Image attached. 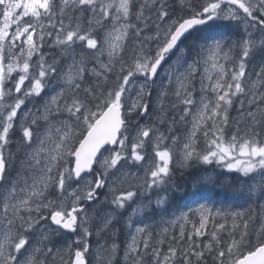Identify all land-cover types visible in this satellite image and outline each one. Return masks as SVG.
Wrapping results in <instances>:
<instances>
[{
	"label": "snow or ice",
	"instance_id": "1",
	"mask_svg": "<svg viewBox=\"0 0 264 264\" xmlns=\"http://www.w3.org/2000/svg\"><path fill=\"white\" fill-rule=\"evenodd\" d=\"M180 3L183 6L185 0H180ZM156 6L157 0H0V264H48L50 256L55 259L53 248L44 243L49 239V233L37 228L43 221H50L57 229L65 232L79 231L81 239L74 240V243L80 245V250L72 251L69 245L64 255L71 253L69 264H88L87 241L93 235L88 224L93 218L88 216L85 205L100 201L101 190L106 187L109 173L115 172L121 161H126L129 164L144 165L145 192L160 188L168 182L172 150L162 147L166 142L164 136L159 133L153 135L151 128H142L128 148L123 117L131 115L133 111H139L141 115L147 114L148 106L143 103V97L149 94L146 86L157 78L158 70L162 71L161 65L169 54L174 50L182 51L178 45L193 28L207 25L217 19H245L252 22L254 28L264 29V0H204V7L192 18L179 23L172 22L163 29L157 24L155 35H145L142 38L144 41L157 42L154 53H148L137 45L138 51L134 52L132 63L125 66L123 53L129 30H134V35L140 38L151 20V15H146V12L156 10ZM80 9H87L92 13L96 20L94 27L103 26L107 22L109 30L103 34L101 40L93 35L94 28L81 31L76 18ZM237 9L243 13V17ZM157 15L160 21L166 19L168 13L163 4H159ZM26 17L32 19L21 24ZM133 19L137 23H130ZM89 24L92 25L93 21L90 20ZM13 25L17 27L10 33L9 29ZM46 27L56 29L57 37L53 47H60L62 54L69 60L61 72L64 90L45 102L41 116H32L29 119L27 114L21 113L26 121L22 127V136L27 147L15 180L9 181L7 173L12 166L13 156L8 145L11 143L9 134L15 126L14 121L25 100L34 96L40 97L47 87L46 80L56 75L55 64H46L42 56L35 67L30 69L33 56L40 55L39 49L43 44L39 42L45 39ZM33 37H37V40L34 41ZM48 38L51 39V36ZM77 44H82L90 50L95 66L88 67L83 56L75 55ZM241 47L238 70H232L230 77L225 66L220 63L221 59L227 58L221 57L223 43L214 42L212 47L207 49L208 55L203 62L211 61L212 71L204 69V79L200 85L203 98L195 109L193 104L197 102L192 99V84L201 60L185 66L186 71L182 70L176 75L175 96L179 104L185 107L181 120L190 118L191 124V133L183 146L181 166L196 157L205 165H225L227 171L238 172L245 178L253 173H259L261 178H264V144L257 140L260 135L257 128L264 123V66L256 73L254 79H246L245 63L251 51L264 47V38H246ZM205 48L206 44L197 51L203 52ZM16 49H20L18 54ZM105 56L107 63L103 59ZM182 59V56H178L177 63ZM14 71L21 75L13 88L6 89L5 85L10 82ZM86 73L95 78V88L84 85ZM113 74L118 87L107 91L106 94L100 92V86L107 84ZM134 76L144 77L145 84L139 88L136 102H129V110L125 112L123 110L127 93L131 88L129 81ZM26 81L30 83L25 88ZM209 92L215 97L214 100L207 96ZM13 95L15 99L10 100L9 97ZM163 95L167 96V91H164ZM236 97H241L237 101L240 115L237 123L233 125L235 131L230 140L225 141L223 133L228 127V112ZM245 107L247 112L244 111ZM54 116L62 119L53 122L50 117ZM38 120L44 122L45 131L39 132L36 129ZM208 122H211V128L207 127ZM245 122L250 127L242 128ZM201 128L204 129L203 136L210 138L207 144L210 151L202 157L193 147ZM171 130L169 129L170 132ZM34 131H37L35 140ZM150 135L152 140H149ZM171 143L175 145L176 140L173 139ZM146 145L151 146L157 158L152 163L145 161ZM105 146H109V150L101 154V149H105ZM240 157L247 159L241 161ZM69 158L74 165L71 168L68 167ZM230 161L236 162L229 163ZM93 164L102 169L98 174L93 173L94 180L84 175L92 173ZM119 171L122 173V165ZM73 181H78L80 186L66 189L65 185ZM252 183H255V178ZM53 188L57 194L55 200L48 198V193ZM110 190L111 200L104 203H110L113 212L101 218L100 232L108 231L115 216L137 196V193L131 190L121 194L115 186ZM139 213L140 209H136L133 215ZM228 215L232 220L228 233L231 243L226 251L217 252L214 259L218 260L219 264H225V256L233 255L247 236V222L237 223V217L243 220V213ZM199 216V226L193 225L192 235L188 237L190 241L192 236L202 239L204 235H209L206 229L212 212L202 209ZM216 216H220V213H216ZM181 219L188 221L187 216ZM225 227L226 225L221 223L218 228H213L211 239L217 243L215 247L211 243L206 245L207 251L214 252L220 247L218 233ZM238 228L242 231L237 238L235 233ZM34 229L41 233V240L33 244L29 242L27 233L33 232ZM135 231L136 236L129 245L128 257L131 264H143L149 243L147 240H144L142 245L138 242V238L144 235V229ZM260 232H264V225L261 226ZM256 235L259 237V233ZM180 237H184L183 227ZM193 247L199 248V244ZM117 248L118 245L113 243L110 248L103 249L97 259L103 256V251L115 254ZM151 255L153 264H176L178 258L176 248H170L163 256L154 249ZM204 255V251L189 249L183 251L179 259L183 260V264H190L191 257L203 261ZM235 264H264V244L257 245L242 258L238 256Z\"/></svg>",
	"mask_w": 264,
	"mask_h": 264
},
{
	"label": "rangeland",
	"instance_id": "2",
	"mask_svg": "<svg viewBox=\"0 0 264 264\" xmlns=\"http://www.w3.org/2000/svg\"><path fill=\"white\" fill-rule=\"evenodd\" d=\"M190 7L192 6V3L190 2L188 4ZM227 7V6H224ZM234 7V6H233ZM181 8H185L181 5ZM190 11L191 14H196L195 12ZM194 11V10H193ZM239 15L243 17V13L240 12V10H236ZM19 14V13H17ZM31 17H26L24 20L21 21V24L27 23L30 21ZM189 19L188 15H185V13L181 14L179 12H171L170 15L162 22L155 21L153 17H151V20L148 21V27L145 29V32L141 33V37L137 38L134 35V30H129L128 33V39L126 41V47L124 49L123 53V62L125 63V66H128L132 63L133 55L134 53H129L128 57L125 58V55L128 53V49H132L133 52L138 51L137 45H140V47H143L146 52L148 53H154L157 42L154 40L150 41H144L142 38L147 36H153L157 32L156 25L159 24L160 28L163 29L167 25L171 24L172 22H182L183 20ZM0 21H2V17H0ZM58 22V19L57 21ZM130 23H137L134 19L130 21ZM2 26V24H0ZM143 26V25H138ZM252 24L249 21H246L245 19L232 21V20H221L217 19L215 21H211L207 25H202L201 28L190 38V41L180 47L182 49L181 52H174L171 53L168 58L166 59L165 63L161 67L162 71L160 70L157 78L153 82H149V86H146V91L149 93L147 96L143 97V103L147 104L148 106V112L145 115H141L139 111H133L131 115H126L127 121H129L128 126L126 128V134L128 136V143L129 146H131V143L133 139L135 138L137 132L142 128H151L153 129V135L156 133H159L164 136L165 141L170 137L171 132L169 129H173L175 126L180 124V129L178 130V138L179 143H175V145H171L169 148L171 150H178L176 156L172 153V160L170 164V176L168 178V182L166 185H164L160 189H156V202L155 205L157 209L160 212L159 218H152L148 219L147 216L144 214L143 204L138 199L137 196H139L138 191H145L144 188V182H145V172L146 169L143 164H129L126 161H121V164L117 166V170L113 173H109L108 178L106 180V187L105 189L101 190V193L103 190L105 191L104 194H112L111 193V187L115 186L118 190L121 191V194H124L125 192L131 190L134 191V187H137L138 190H135L137 193V196L132 200L131 203L127 204L125 209L120 212L118 215L115 216V221H119L120 219L123 220L124 226L127 227L129 230L130 236L129 238V244L126 247L124 251L125 258L123 260L124 264L130 263V258L128 257V251H129V245L132 242V238L136 236V229H144V235L138 238V242L142 245L144 240H147L150 246H154L153 249L156 251H159L161 256L167 254L168 250L166 248V244L168 243L167 238L169 235L172 234L171 237V243H175V245H178L179 243L186 242V245L188 249L194 250V251H204L205 255L203 258V261H197L196 257H191L190 264H219V261L214 259L217 255V252L220 250L226 251L227 247L230 246L231 243V237L228 235L229 231L231 230L229 225L232 226V220L230 219L228 214L235 215L239 213L237 212H231L228 209H225L224 206H229L231 204H236L241 202L242 204L247 205L254 213V221L248 222V229H247V236L245 238V242L243 244H240L238 248L235 250L233 256L226 255L224 258L225 264H228L230 261L231 264H235V261L237 257H241L243 255L248 254L250 251L254 250V248L259 244H264V232H260V228L262 225H264V188H262V185H264V178H261L259 173H253L249 177L245 178L238 172H229L226 170V166L222 164H216L212 163L209 164L211 167L206 166L207 169L203 170L199 174H196L193 176V178L190 179V185L192 187V193L188 197V199L185 201L184 205L181 207L179 211H176L175 213H172L171 215L168 214L166 210V203H167V194H171L172 190L179 186L180 183L177 180V174L178 171H196L198 167V163H200L199 159L194 157L186 165H183V146L185 141L187 140L189 134L191 133V124L189 122L190 118H185L184 120H181V116L183 115V112L185 110V107L183 104H179L176 96L175 91L177 88V84L175 83L176 75L180 74L183 71H186L187 65H191L196 60H201L200 68L196 73V76L193 77V84L192 88L194 89L192 99L197 102L193 104V109L197 107V104L199 101L203 98L202 93L200 91V85L201 81L204 79V69L208 68L209 71H212L211 69V61H208L207 63L203 62V59H206L208 55V50L212 47L214 42H222L223 43V49L221 51V57H227L225 59H221L220 63L225 66V69L230 74L232 70L236 69L238 70V65L240 63L239 56L237 54H242V44L247 38V34L249 33V30L251 28ZM16 25H13L12 28L9 29V32L11 33L14 31ZM109 30V26L107 25L106 28L103 31H100L101 37L103 38V34H105ZM95 31V30H93ZM39 35V32H38ZM264 38V31L260 32L259 35L254 39L258 40ZM34 41L37 40V37H33ZM19 43V42H18ZM205 44L207 45V48L203 52H198L197 49L204 48ZM20 49H16L15 52L18 54ZM254 50H258V52L253 56L249 57L246 63V79L248 78H255L256 73L260 70L262 66H264V47L256 48ZM253 50V51H254ZM252 52V51H251ZM249 53V56L251 54ZM61 55L63 60L59 64H55L56 67V75L51 77L50 79L46 80L47 87L44 89V91L41 93L40 97H32L30 99L25 100L24 106L20 109V112H18L17 118L14 121V127L11 130L9 137L11 140V143L8 145V149L10 153L13 156V163L11 168L8 170V180L14 181L18 170L20 168V163L24 159L25 152H26V145L24 142V138L22 136V127L25 125L26 121L21 116V113H25L29 116V119L32 118V116L39 117L43 113L44 104L48 100H50L52 97H54L58 92L64 90V86L61 82V72L66 67V65L69 63L68 58L62 54ZM75 55L77 57L83 56L87 62L88 67L95 66V60L90 52V50L86 49L82 44L76 45V51ZM182 56L183 59L180 60L179 63H177V57ZM238 56V58L236 57ZM34 57V56H33ZM23 58H21L22 60ZM105 63H107V57L104 58ZM8 61L6 60L5 63ZM35 66H31L30 62V69L34 68ZM21 75V73L13 72L10 82L5 85L7 88H13L15 82L17 81L18 77ZM114 75V74H113ZM88 74L85 75L84 83L86 82V77ZM92 77V76H91ZM215 79V76L213 77ZM28 83L30 81H26L24 87L26 88L28 86ZM87 87L89 88H95L96 86V80L92 77L90 82H86ZM93 83V85H92ZM129 84L131 86L130 92L127 93V101H125V112L129 110L128 105L129 102H136V97L138 94V90L141 87V85L145 84L144 77L141 76H134L132 80L129 81ZM92 85V86H91ZM109 86V91L114 90L118 87L117 82H114L112 80V76L109 77V81L107 84H102L100 86L99 91L106 92L103 90L104 87ZM167 91L168 95L164 96L163 92ZM23 92V89H22ZM207 96L211 99H215V97L212 95V93H207ZM10 100H14L15 96L9 97ZM241 97H236V99L233 102V105L228 112V127L224 130V139L225 141L230 140L233 132L235 131L233 125L237 123V118L240 115L238 112L239 104L237 101H239ZM183 107V109H182ZM235 108V113L233 114ZM245 112L248 111L247 107L244 109ZM169 113H175V115H179V123H175V119L172 118L171 120L167 121V118L169 117ZM50 119L53 122H59L62 117L54 116L50 117ZM63 119H66V117H63ZM160 120L164 123L162 126L157 125L158 121ZM166 122V123H165ZM208 128H211V122H208L207 124ZM242 128L250 127V125L245 122L242 126ZM36 129L39 132L45 131V125L42 120H38L36 124ZM204 129L201 128L200 133L196 135L195 142L193 144L195 152L202 157L205 155L210 149H208V141L210 138H206L203 136ZM257 131L259 132V137H257V140L264 144V123L260 124L257 128ZM34 140L35 136L37 135V131H34ZM241 135H243V131L241 132ZM152 135H150L149 140H152ZM247 138V137H246ZM166 143V142H165ZM164 143V144H165ZM162 145V147L164 146ZM167 148V149H169ZM109 150V149H108ZM106 150L104 154L108 151ZM146 156L145 161L148 163L154 162L157 158L154 156V153L151 149V146L146 145ZM241 161L246 160V157H240ZM236 161H230L229 163H235ZM203 165V163H201ZM121 165L123 166L122 173L119 171L121 169ZM214 165V166H212ZM72 159L69 158L68 160V167H73ZM243 166V165H241ZM102 169H97L95 173L101 172ZM91 179H95L93 175L88 176ZM255 178V183H252L253 179ZM220 182L221 185L224 187L222 189V192L225 194L226 190H229V204H224L223 206H220L221 209H223V213H220V216H216L217 208L214 206H211L207 204V202H201L202 199L209 196L210 192L212 191V187H215L216 184ZM134 185V187H133ZM80 184L78 182L73 181L71 184H66L65 188H75L79 187ZM167 192V194H166ZM56 192L55 189H51L48 193L49 199H56ZM100 196L103 198L104 195L100 194ZM99 202H95V204H89L85 205V211L88 213L89 217H92L93 219L89 222L88 228L89 231L93 233L92 237L87 241L89 244V253L88 258L91 260L92 264H105L106 263V257L107 251H103V256L100 259H97V257L100 255L101 251L103 249H107L105 247V242L98 243L96 240L99 237H101L106 232H100V223L101 218L112 213L113 209L111 207L110 203H103L98 204ZM136 209H140V213L138 215H133V212ZM202 209H208L212 212V217L209 218V224L207 226V231L209 235H204L201 239L197 236H192V240L190 241L188 239L189 236L192 235L193 232V225L199 226L200 216L199 212ZM236 210V209H235ZM242 213V212H240ZM245 214H247V210L244 211ZM187 216L188 221L184 222L181 218ZM245 218V216L243 215ZM223 219L226 222H223L226 227L218 233V239L220 241V247L214 251L209 252L206 249V245L211 243L214 247L216 246V241H213L211 239V233L213 231L214 227H219L220 223H217L216 220ZM247 219V218H246ZM239 222V217H237V223ZM112 223V225H113ZM164 223L165 227H163L162 232L163 238L160 241L157 240V233L155 235L156 230L154 229L158 224ZM44 231L51 234L55 231L58 238L55 241L56 247L59 246L62 242L65 243V246L61 249L55 248V255L56 258L54 259L53 264H69L71 259V253H68L67 255H64L65 251L68 249L69 245H71L72 251L80 250V245L75 244L74 240L81 239V233L77 231L76 234H64L61 233L60 230L55 229V227L50 223V221H43ZM151 226L150 228H148ZM181 227H183L184 230V237H180V230ZM110 229V228H109ZM242 229L238 228L236 230V237H239L240 232ZM251 231L252 234V240L250 241L251 250L247 246L248 244V233ZM98 233V234H97ZM259 233V237L256 235ZM224 234V235H223ZM41 236V233H40ZM224 237V241H223ZM226 239L228 242H226ZM37 240V239H36ZM53 241V240H52ZM199 244V248L193 247L194 245ZM184 247V246H182ZM171 248H173L171 246ZM185 249V248H184ZM186 250V249H185ZM150 250L148 249V253L144 256V262L143 264H153V257L149 254ZM153 250L151 251V253ZM61 256H63V260H61ZM49 262H51L49 260ZM183 264V263H182Z\"/></svg>",
	"mask_w": 264,
	"mask_h": 264
},
{
	"label": "trees",
	"instance_id": "3",
	"mask_svg": "<svg viewBox=\"0 0 264 264\" xmlns=\"http://www.w3.org/2000/svg\"><path fill=\"white\" fill-rule=\"evenodd\" d=\"M190 2L192 3L191 7L188 5ZM159 4L164 5V9L168 13L167 17L170 15L171 12H179L181 14L185 13V15H188V18H192L194 16V14H191L190 11L188 12V10L191 9L192 12H195V13L200 12L202 10V8L204 7V0H185V4L183 5V7H185V8H181L180 0H157L156 10H152V11H150V13L146 12V15L150 14L151 17H153L156 22L157 21L162 22L158 19V15H157V11L159 10ZM76 18L78 19V21L80 23L82 32L87 31L89 28H94L95 31H93V35L98 40H101L100 39V37H101L100 31H103L106 28L107 22H105V25H103V26H95L94 27V25H96V20L93 17L92 13L90 11H88L87 9H80L79 15ZM90 20L93 21L92 25L89 24ZM251 24H252V22H251ZM262 31H264V29H261L259 27L254 28L253 26H251L249 33L247 34V39L254 40L259 35V33ZM44 32H45V39L42 42H39V43L43 44V47H40V49H39L40 55L34 56L32 58L31 66H35L37 61L40 59L41 56L45 58L46 64H59L63 60L62 55H61V48L60 47H53L55 40H56V37H57L56 29L46 27L44 29ZM49 35L51 36V39L48 38ZM190 38H188V40L186 41L185 44H187L190 41ZM133 51H132V49L131 50L128 49V53L125 55V58L128 57L129 53H134ZM257 52H258V50L252 51L249 57L250 58L253 57ZM237 55L239 56V59L241 60V54H237ZM238 56H236V57L238 58ZM91 79H92V77L90 75H88L86 77V82H90ZM112 80L114 82H116L115 74L112 76ZM86 82L84 84H87ZM92 85H93V83H92ZM109 86L110 85H108L107 87H104L103 90L105 92L109 91ZM182 109H183V107H182ZM234 113H235V108H234L233 114ZM168 116L169 117L167 118L166 122H168L169 120L174 118L175 123H179V117H177L179 115H175V113H169ZM163 124L164 123L160 120V122L158 121L157 125L162 126ZM179 129H180V124H178L177 126H175L172 129L173 131L171 132L170 137L167 139L166 143L163 146L164 149H167L172 145L171 141L173 139L176 140V143H179V139H177ZM128 146H129V143L127 141L126 147H128ZM128 148H130V147H128ZM177 152H178V150H172V153L174 156H176ZM125 154L127 155L128 153L126 152ZM206 166L211 167V165H205V164L202 165L200 162V163H198V167H197L196 171H189V170L178 171L179 174H177V176H178L177 180L180 183V185L175 187L172 190L171 194L168 195L166 192L167 197H168L167 203H166V210H167L168 214L171 215L172 213H175L176 211H179L181 209V207L184 205L185 201L191 195L192 190H193L191 185H190V179L193 178L194 175L199 174L203 170L207 169ZM212 166H214V165H212ZM162 187H160V188H162ZM160 188H156V189H160ZM223 188L224 187L221 185V183L218 182L215 187H212V191L210 192L209 196L202 199L201 202L206 201L207 204L217 208L216 212L223 213V209H221L220 206H223L224 204H229L228 200L230 198L229 197L230 191L226 190L225 191L226 193L224 194L222 192ZM156 189H151L148 192H145V191L142 192V190L138 191L139 196H137L138 199L142 202L143 207L146 210L145 211L146 214L148 216H151L152 218H154V217L159 218L160 212H161V211L156 209V205H155ZM135 190H138L137 187H134V191ZM102 194L104 195V197L102 198V201H110L111 200L112 194H104V193H102ZM224 208L228 209L231 212L239 211V213L240 212L243 213L245 218L243 217V220H240V218H239V222H238L239 224H243L244 222H247V224H248V222L255 223L254 218H253V216H254L253 211L247 205L242 204L241 202L236 203V204H231L229 206H224ZM245 210H247V214L244 213ZM216 222L217 223H220V222L223 223L226 221L223 219H220V220H216ZM229 227L231 229L230 225H229ZM171 237H172V234L169 235V237L167 238L168 243L166 244L165 250L167 249L169 251L171 246L173 248H176L177 253H178V258L176 260V264H182L183 260L179 259V256L183 251H188L189 249H188L185 241L183 243H179L178 245H175V243H171V240H170ZM251 240H252V234H251V231H249L248 243H247L248 245L247 246L249 247L250 250H251V246H250ZM223 241H224V237H223ZM226 242H228L227 239H226ZM182 246H184V247H182ZM120 253H121V251H120ZM115 256H118V253H115ZM232 256L233 255H231V257Z\"/></svg>",
	"mask_w": 264,
	"mask_h": 264
},
{
	"label": "flooded vegetation",
	"instance_id": "4",
	"mask_svg": "<svg viewBox=\"0 0 264 264\" xmlns=\"http://www.w3.org/2000/svg\"><path fill=\"white\" fill-rule=\"evenodd\" d=\"M44 227H46V226H43V222H42V224L41 225H37V228H42V229H44ZM55 227V226H54ZM160 227V224H158V226H156L154 229H158ZM55 229H56V227H55ZM160 231H162L161 229L160 230H158V231H156V233L157 232H160ZM48 233H49V231H48ZM27 238L29 239V242L30 243H36V242H38V241H40L41 240V236H40V232H38V231H36V229H34L33 230V232H31V233H27ZM58 238V236L56 235V233H55V231L54 232H52L51 234L49 233V239L47 240V241H45L44 243L46 244V245H48V246H50V247H52L53 248V253H54V251H55V248H58V249H61V248H63L64 246H65V243H61V244H59V246L58 247H56V245H55V241H56V239ZM37 239V240H36ZM53 240V241H52ZM153 248H154V246H153ZM154 250V249H153ZM55 254V253H54ZM49 260L51 261V262H49ZM107 260V262L110 264L111 263V261H110V259H106ZM152 261H153V259H151ZM53 262H54V259H52V257L50 256L49 258H48V264H53Z\"/></svg>",
	"mask_w": 264,
	"mask_h": 264
},
{
	"label": "water",
	"instance_id": "5",
	"mask_svg": "<svg viewBox=\"0 0 264 264\" xmlns=\"http://www.w3.org/2000/svg\"><path fill=\"white\" fill-rule=\"evenodd\" d=\"M197 27H199V26H196L195 28H193L188 34H186V36L182 39V41L180 42V44L189 36V34L193 31V30H195ZM179 44V45H180ZM178 45V46H179ZM163 65V64H162ZM161 65V66H162ZM159 71V70H158ZM124 111V110H123ZM124 118V117H123ZM125 126H126V121H125ZM109 146H105V149L106 148H108ZM105 149H101V154L103 153V151L105 150ZM99 158H100V156L98 155L97 156V160H99ZM95 166H96V164H93V168H92V172H93V170H94V168H95ZM89 174H92V173H85L84 175H89Z\"/></svg>",
	"mask_w": 264,
	"mask_h": 264
}]
</instances>
